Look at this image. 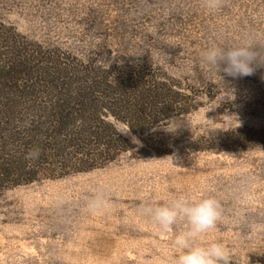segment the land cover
<instances>
[{
    "label": "rangeland",
    "instance_id": "1",
    "mask_svg": "<svg viewBox=\"0 0 264 264\" xmlns=\"http://www.w3.org/2000/svg\"><path fill=\"white\" fill-rule=\"evenodd\" d=\"M0 24L77 55L105 42L111 59L152 63L182 84L185 96L190 88L199 95L196 110L173 117L176 132L157 127L135 137L118 125L133 152L88 173L3 192L0 264H172L176 233L186 226L162 232L139 206L180 194L212 196L221 205L216 227L198 242L221 243L232 264H258L264 68L240 78L221 73L223 81L200 53L213 43L264 45V0H0ZM98 191L109 207L92 211L87 202Z\"/></svg>",
    "mask_w": 264,
    "mask_h": 264
},
{
    "label": "trees",
    "instance_id": "2",
    "mask_svg": "<svg viewBox=\"0 0 264 264\" xmlns=\"http://www.w3.org/2000/svg\"><path fill=\"white\" fill-rule=\"evenodd\" d=\"M109 48L103 42L77 55L0 24V195L103 168L136 149L118 125L143 137L199 107L194 88L185 96L160 68L111 59ZM33 148L40 156L30 162Z\"/></svg>",
    "mask_w": 264,
    "mask_h": 264
},
{
    "label": "clouds",
    "instance_id": "3",
    "mask_svg": "<svg viewBox=\"0 0 264 264\" xmlns=\"http://www.w3.org/2000/svg\"><path fill=\"white\" fill-rule=\"evenodd\" d=\"M212 6H219L218 2ZM200 61L223 81L221 73L233 78L250 76L257 68H264V45L249 40L213 43L201 51ZM180 126L179 120L170 118L166 125L162 122L158 127L167 132H176ZM39 156L40 149L33 148L25 154V159L31 162L39 159ZM87 207L92 211L107 209L109 200L106 193H94L89 198ZM139 210L141 215L147 216L162 232H168L177 225L186 226L176 233L173 243L178 254L172 264H232L228 251L221 243L198 242L203 235L216 227L221 218V205L216 198L207 196L197 199L191 195L180 194L166 199L163 203L145 200Z\"/></svg>",
    "mask_w": 264,
    "mask_h": 264
}]
</instances>
